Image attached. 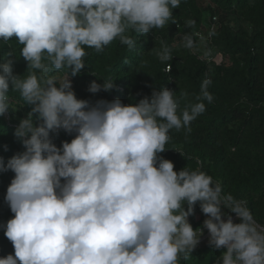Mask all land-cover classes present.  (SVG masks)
<instances>
[{
    "label": "clouds",
    "instance_id": "obj_1",
    "mask_svg": "<svg viewBox=\"0 0 264 264\" xmlns=\"http://www.w3.org/2000/svg\"><path fill=\"white\" fill-rule=\"evenodd\" d=\"M180 3L0 0V43L22 45L28 73L21 79L12 61L0 63V116L16 110L12 91L32 106L14 131L24 151L6 164L0 158V172L14 173L5 196L14 218L2 226L14 255L0 264H179L197 246L201 228L214 250L224 249L222 264H264V228L245 202L223 194L205 172H176L158 155L171 129L190 130L206 110L203 101L212 102L210 80L197 102L179 112L168 89L154 90L134 106L119 99L90 105L72 90L69 76L85 67L86 48L101 53L118 39L132 50L137 42L131 33L143 36L174 24L172 10ZM184 42L193 46L187 34ZM157 55L162 62L172 59L167 46ZM113 87L109 79L92 82L88 91ZM60 130L75 138L57 148L50 134ZM197 202L207 219L194 230L188 217ZM222 208L240 222L223 220Z\"/></svg>",
    "mask_w": 264,
    "mask_h": 264
},
{
    "label": "trees",
    "instance_id": "obj_2",
    "mask_svg": "<svg viewBox=\"0 0 264 264\" xmlns=\"http://www.w3.org/2000/svg\"><path fill=\"white\" fill-rule=\"evenodd\" d=\"M172 15L174 24L163 29L143 36L131 33L137 42L132 50L118 39L101 53L86 48L85 67L75 77L69 76L72 90L78 100L90 105L119 99L125 106H134L151 97L154 90L168 89L178 101L179 112L197 102L203 82L210 80L207 91L212 102L203 101L206 110L191 122L190 130L171 129L166 150L158 155L172 162L176 172L186 168L211 176L223 194L245 202L257 226L264 228V0H181ZM214 18L216 29L210 42L196 38L199 32L208 34ZM185 34L193 41L191 48L184 46ZM164 46L172 56L167 62L157 55ZM21 47L15 40L0 43V63L12 61L13 74L23 79L28 73ZM215 56L219 62L213 61ZM64 72L60 70L59 75ZM109 79L113 80L112 90L88 91L92 82L103 84ZM9 95L16 110L0 116V158L5 164L24 151L14 131L32 108L18 92ZM50 138L60 148L62 142H71L75 133L60 130ZM13 178L11 171L0 172V258L14 255L2 227L14 218L5 203ZM183 207L187 211V204ZM221 211L222 219L230 216L234 224L240 222L228 209ZM205 219L197 202L188 222L195 230ZM208 241L197 244L179 264H222L219 259L224 249L214 250Z\"/></svg>",
    "mask_w": 264,
    "mask_h": 264
},
{
    "label": "built area",
    "instance_id": "obj_3",
    "mask_svg": "<svg viewBox=\"0 0 264 264\" xmlns=\"http://www.w3.org/2000/svg\"><path fill=\"white\" fill-rule=\"evenodd\" d=\"M216 29V25H215V18L213 19V23L210 24V28L208 31V34L203 35L201 32L197 33L195 36L196 38H198L199 40H208L210 42L211 38H212V32H214ZM169 69L167 68L166 71H168Z\"/></svg>",
    "mask_w": 264,
    "mask_h": 264
},
{
    "label": "rangeland",
    "instance_id": "obj_4",
    "mask_svg": "<svg viewBox=\"0 0 264 264\" xmlns=\"http://www.w3.org/2000/svg\"><path fill=\"white\" fill-rule=\"evenodd\" d=\"M219 56H215V57H213V61H215V62H219ZM223 220H227V218H225V219H223ZM202 235H201V237H200V239H199V242H198V244H202V243H204V242H206L207 240H209V233L207 232V230H205V231H202Z\"/></svg>",
    "mask_w": 264,
    "mask_h": 264
}]
</instances>
